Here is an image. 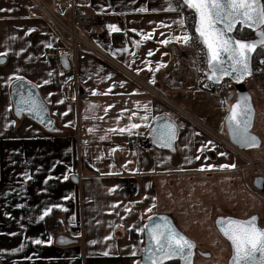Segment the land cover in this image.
I'll return each mask as SVG.
<instances>
[{
  "label": "crops",
  "instance_id": "crops-1",
  "mask_svg": "<svg viewBox=\"0 0 264 264\" xmlns=\"http://www.w3.org/2000/svg\"><path fill=\"white\" fill-rule=\"evenodd\" d=\"M78 2L84 10L105 14L104 23L92 27L90 34L107 58L79 51L75 76L61 64L64 52L59 58L45 55L47 45L60 46L61 41L41 9L32 0H0L5 10L0 11V53L5 54L0 57V264H134L144 248V233L137 229L147 218L156 212L175 219L174 211L182 215L175 197L179 178L216 185L242 182L248 165L242 153L204 128H224L229 109L220 105L217 95L196 88L190 46L159 43L180 34L173 21L183 13L166 10L169 0ZM108 25L120 31H110ZM186 26L191 32L187 20ZM148 34L151 39L144 38ZM160 63L165 66L157 70ZM17 76L38 87L66 133L49 132L28 117L14 115L11 86ZM65 85L71 100L64 98ZM254 103V125L259 117L263 134L259 159L248 154L253 164L264 163V109ZM144 105L150 117L170 115L181 126L175 151L150 141L149 129L140 120ZM132 123L141 127L131 134L119 131ZM131 137L151 148L136 150ZM79 174L85 176L80 179ZM244 182L250 187L247 179ZM21 204L24 207H17ZM56 204L62 210L60 228L77 242L57 244L46 216L39 219L45 208ZM49 237L52 244L33 242ZM105 251L109 255H103ZM132 251L137 254L132 256Z\"/></svg>",
  "mask_w": 264,
  "mask_h": 264
},
{
  "label": "snow or ice",
  "instance_id": "snow-or-ice-1",
  "mask_svg": "<svg viewBox=\"0 0 264 264\" xmlns=\"http://www.w3.org/2000/svg\"><path fill=\"white\" fill-rule=\"evenodd\" d=\"M179 6L181 9L189 10L195 16L193 29L206 57L207 70L205 74L208 80L217 83L224 76H232L235 80L241 81L245 76L251 75L252 54L258 46H264V0H179ZM166 10L175 12L177 7L169 0ZM0 11L5 10L0 9ZM138 11L146 12L148 9L140 8ZM186 19L187 17L181 15L178 20L173 21L180 28L179 35H173L169 39L159 41V43L167 44L175 41L189 46L192 33L187 29ZM238 25L241 30L244 27L254 30L257 39H237L233 33L237 30ZM161 26L170 27V25L163 24ZM108 28L110 31H120L116 25H108ZM29 31H34V29H29ZM144 38L151 39V35H145ZM47 46L51 47L52 45ZM137 46H139V42H137ZM148 54L152 55V51L150 50ZM4 55V53H0V57ZM164 66L162 63L158 64L157 70ZM16 79L24 80L20 76H17ZM152 82L155 83V80L153 79ZM44 83L47 84L49 81L45 80ZM58 102L62 103V101ZM144 109L145 115L141 116L140 120L144 122V127L149 129V135L154 137L153 142L162 148L175 151L174 142L178 138V130L181 126L177 125L170 115L150 117L148 106L144 105ZM46 110L43 101L32 93L26 97L21 95L20 103L15 107L18 116L23 112L40 115ZM132 115L135 116L137 113ZM253 115L254 110L250 97L241 95L236 103L230 106L229 115L226 117L233 139L245 147H253L258 144L257 137L249 131ZM150 119L154 123L150 124ZM161 120L163 123H160ZM11 123L15 124V121ZM48 123L51 124L52 121L49 120ZM140 127L141 124L132 123L129 127L121 128L119 131H128L131 134L132 129ZM220 167H234V165H221ZM24 175L26 179H32L28 173H24ZM48 179H52V177ZM63 179L67 180L68 176H63ZM47 182L46 179L44 183L47 184ZM17 207L22 208L24 205H17ZM59 207L61 206L56 204L45 208L39 219L43 220L52 211V208ZM148 211H151V208ZM149 220L151 222L152 218L149 217ZM159 220L162 222H151L137 229L140 233L147 232V243L142 250L143 259L134 261V264H165L166 261H171L174 258H179L184 264H192L195 242L181 234L166 217H161ZM257 221L256 216H252L248 220L222 218L221 230L231 242L233 249L230 264H264V228L259 227ZM105 239H109V237H105ZM33 242L52 244L53 238L49 237L47 241L36 239ZM60 242L65 243L66 241L64 238H60ZM90 243L95 244L96 241ZM13 251H19V249ZM136 254V251L131 252L132 256ZM103 255L107 256L109 252L105 251Z\"/></svg>",
  "mask_w": 264,
  "mask_h": 264
},
{
  "label": "rangeland",
  "instance_id": "rangeland-1",
  "mask_svg": "<svg viewBox=\"0 0 264 264\" xmlns=\"http://www.w3.org/2000/svg\"><path fill=\"white\" fill-rule=\"evenodd\" d=\"M258 73V76H251L247 79V86H252L250 89L253 95L252 100L256 102L258 109H264V70L258 71ZM230 106L231 104H228L225 109H230ZM258 125H260L259 117L256 125H253V131L256 132L257 129L262 135ZM215 128L221 133V136H227L223 127ZM251 151L242 154L246 157L243 158L244 165L248 164L243 170V180L247 179L250 187L239 179L229 183L220 182L219 185H216L215 181L206 180L203 182L196 177H192L188 181L178 179L180 190L177 191L175 197L176 201L179 198L178 203L183 213L180 216V212L174 211L177 225L185 234L195 239L198 249L211 254L209 257L196 255L194 264H227L230 250L229 248L227 251L225 249L229 244L216 230L215 218L224 212H233L231 215L236 218L246 217L253 213L250 205L253 206L255 202L256 204L264 203V191H256L258 194L253 192L254 188L250 181L254 174L264 172L262 170L264 163L254 161L253 164L248 154L259 159L260 150L257 148L256 152ZM255 164L258 165L255 166ZM220 177L223 180L222 176ZM226 181H230V179ZM250 201L252 202L250 203Z\"/></svg>",
  "mask_w": 264,
  "mask_h": 264
},
{
  "label": "built area",
  "instance_id": "built-area-1",
  "mask_svg": "<svg viewBox=\"0 0 264 264\" xmlns=\"http://www.w3.org/2000/svg\"><path fill=\"white\" fill-rule=\"evenodd\" d=\"M42 11V17L45 19L53 28L57 36L61 41L60 46L49 47L45 51V55L48 57L61 56V52L69 58L70 69L77 74L78 68V55L79 51L85 50L90 51L96 55L107 58V55L101 50L94 41L90 34V29L97 25L103 24L105 21V14L99 12H91L84 10L78 0H32ZM174 5L177 7V11L181 12L190 18V14L187 9H181L179 6V0H173ZM192 40L190 48L192 51V66L195 75V86L199 90L206 91L215 94L219 97L220 105L227 106L230 102V94L235 92L234 84L229 79L223 80L221 83H213L206 77V63L205 54L202 50V45L196 38V33L191 29ZM128 35H125L127 38ZM254 70H264V58L256 59ZM178 68V66H177ZM199 69V70H198ZM76 80V79H75ZM207 85V87H205ZM64 98L71 100V92L68 85H65L63 90ZM209 132L215 137L224 142L227 146L231 147L238 153H242L240 149L235 147L229 139L221 136L215 130H212L209 126L204 125ZM130 144L139 151H146L151 148L147 142L141 140L139 137H131L129 139ZM262 168V167H261ZM264 171V168H262ZM85 175L79 174L80 179Z\"/></svg>",
  "mask_w": 264,
  "mask_h": 264
},
{
  "label": "water",
  "instance_id": "water-1",
  "mask_svg": "<svg viewBox=\"0 0 264 264\" xmlns=\"http://www.w3.org/2000/svg\"><path fill=\"white\" fill-rule=\"evenodd\" d=\"M244 28H247V27H244ZM250 30H252V29H250ZM252 31H254V30H252ZM234 33H233V35H235ZM235 37L237 39H243V40H255V39H257L256 32H255V37L250 38V39L239 38L236 35H235ZM260 47L261 46H258L257 49L260 48ZM257 49H256V51H257ZM256 51L252 54V57H251V65H250L251 66V75L245 76L244 79L241 80V81L235 80L232 76H224L219 82H217V83H221L225 79H229V80H231V82H233V84H234L233 87L235 88V92L232 93V94H230L231 105L235 104L236 101H237V99L241 95H247V96L250 97V102H251L252 108L254 110V115H253V119H252V125H251V128H250L249 131L251 132L252 135H254L255 137H257L258 144L256 146H253V147H245L241 143H239L236 140H234L233 137H232V133H231V131L228 128L227 121L225 119V130H226V133H227V138L229 139V141L235 147H237L238 149H240L241 151H244V152H246V151L248 152V151H250L252 149L261 148V145H262V139H261L262 137H261V135L258 134V133H256L255 131H253V127H254L253 125L255 123V118H256V112H257V110H256V106H255L254 100H252L253 99V95H252L251 91L249 90V87L247 86L248 85L247 84V79L249 77L253 76V72H254V69H253V59H254V56H255ZM61 64H62V66H63L64 69L70 70L71 67H70V62H69V58L67 57V55H63L61 57ZM29 93L34 94L41 101H43V103H44V105H45V107H46L47 110L45 112L40 113V115H36L35 113L23 112L21 115L18 116L16 114L15 107L17 105H19L20 99H21V95H23V96L26 97ZM11 101H12V104H13V113H14V115L16 117H18V118L28 117V118L32 119L33 121H35L36 123H38L39 125H41L45 130H47L49 132H52V133H59L60 132L61 128L58 126L57 121H56V118L51 114V110H50L49 106L47 105V103L44 101V99H43V97L41 95L40 90L30 80L24 78L23 81L16 80V81H14L12 83V86H11ZM228 115H229V112L227 113V116ZM166 116L167 115H161L160 117H166ZM42 120H43V122H41ZM49 120L52 121L51 124L48 123ZM172 120H174V119L172 118ZM160 123H163V120H161ZM175 123H176V121H175ZM179 132H180V129L178 130V135H179ZM153 140H154V137L150 135V141L155 146H159L157 143H154ZM175 143H176V141L174 142V147H175ZM165 149H169V148H165ZM253 179L255 180L254 181V184L257 186V188L260 189L261 191H263L264 190V176L263 175L262 176L261 175H258V176H256ZM149 217L152 218V221L151 222H162V221L159 220V218L166 217L168 219V221H170L171 224L174 225L175 228L181 234H183L185 237H187L188 239H190V240H192V241L195 242V248L193 249V253L194 254L192 256V264H194V262H195L196 255H201L203 257H209V256H211V254L209 252H205V251H202V250H200V249L197 248V242L195 241V239H193L192 237H190L187 234H185L178 227V225H177L174 217L171 214L165 213V212H156V213L150 215ZM149 217L147 218V220L145 222V225L151 223L150 220H149ZM251 217L252 216H250L248 218H241V217H237L236 218V216H233V215H219V216H217L215 218L214 223H215L216 230L219 232V234L224 239H226L228 241V243L230 245V248H231L230 257L228 259L227 264H230L231 257H232V254H233V249H232L231 242L227 239V237L224 236V234H223V232L221 230V220H222V218H234V219H239V220H248ZM257 223H258V221H257ZM258 226L261 227L259 225V223H258ZM261 228H263V227H261ZM60 238H64L66 242L65 243H61L60 242ZM74 242H77V240L76 239H73L72 237H70L67 234H60L56 238V243L59 244V245H67V244H72ZM146 243H147V232L144 233V247L146 246ZM142 259H143V252H142L141 258L139 260H142ZM173 260H177V261H179L180 264H184V262L182 260H180L179 258H174ZM173 260H171V261H173ZM167 262H170V261H166L165 263H167Z\"/></svg>",
  "mask_w": 264,
  "mask_h": 264
},
{
  "label": "trees",
  "instance_id": "trees-1",
  "mask_svg": "<svg viewBox=\"0 0 264 264\" xmlns=\"http://www.w3.org/2000/svg\"><path fill=\"white\" fill-rule=\"evenodd\" d=\"M189 14H190V18L188 19V23L190 28L193 30V25H194V21H195V16L192 12H190L188 10ZM237 37L239 38H245V39H250L255 37V32L248 29V28H243L242 30L240 29V27H237V30L234 33ZM259 57H264V46H261L260 48L257 49L254 59H253V67H255V63H256V59ZM259 73L254 70L253 72V77L258 76ZM231 81V80H230ZM252 86H249V90L251 89ZM61 134L66 133L65 128L61 127L60 132ZM62 212L61 209L58 208H53L52 211L45 217V224L48 228H50L53 232H55V234L58 236L60 234H65V232H63L64 230L60 228L59 226V221H58V215ZM175 219V218H174ZM176 221V219H175ZM177 223V221H176ZM165 264H180L179 261L177 260H173L170 262H167Z\"/></svg>",
  "mask_w": 264,
  "mask_h": 264
},
{
  "label": "flooded vegetation",
  "instance_id": "flooded-vegetation-1",
  "mask_svg": "<svg viewBox=\"0 0 264 264\" xmlns=\"http://www.w3.org/2000/svg\"><path fill=\"white\" fill-rule=\"evenodd\" d=\"M224 129H225V127H224ZM226 131V130H225ZM261 133L263 134V131H261ZM260 134V133H259ZM261 135V134H260ZM262 136V135H261ZM226 138H227V136H226ZM228 139V138H227ZM254 149H252V151H253ZM251 151V150H250ZM251 151V152H252ZM247 152V151H246ZM243 153H244V151H243ZM256 165H258V164H255V166ZM258 175H263L264 176V172H260V173H257V174H254L253 175V177L252 178H250L251 180V184L253 185V188H255L257 191H259L260 189H258L257 188V186L254 184V179L253 178H255L256 176H258ZM261 191V190H260ZM264 191V190H263ZM263 205V208L261 209V206ZM252 210H253V213H251V215H248V216H246V217H241V218H248V217H250V216H256L257 218H258V223H259V225L261 226V227H263L264 228V203L263 204H260V206L258 207V208H252ZM231 214H233V212H224L223 214H220V215H231ZM234 215H236V214H234ZM219 216V215H218ZM215 221V220H214ZM215 224V223H214ZM228 242V241H227ZM229 244V243H228ZM229 250H230V253H231V248H230V245H229Z\"/></svg>",
  "mask_w": 264,
  "mask_h": 264
}]
</instances>
